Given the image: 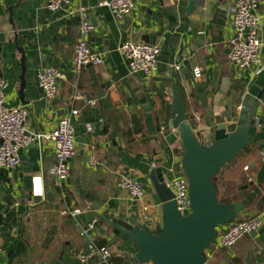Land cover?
<instances>
[{
    "label": "crops",
    "instance_id": "crops-1",
    "mask_svg": "<svg viewBox=\"0 0 264 264\" xmlns=\"http://www.w3.org/2000/svg\"><path fill=\"white\" fill-rule=\"evenodd\" d=\"M234 1L134 0L131 19L121 22L109 8L99 5L100 0H74L75 9L88 10L96 27L89 43L104 58L102 66L86 68L76 76L72 62L80 38V16H68L67 9L51 12L47 0H0V78L9 83L6 96L11 106L23 105L21 55L15 42L28 54L27 133H48L63 116L79 111L72 119L78 154L70 162L62 188L50 175L55 155L49 147H26L19 168H0V264H79L78 256L87 251L90 240L111 252L110 264H135L134 243L99 217L136 219L149 234L160 232L162 210L152 193L150 169H161L168 179L183 176V145L169 128L172 84L168 80L174 49L177 71L172 77L187 118L203 143L211 140L219 124L237 123L246 97L262 95L250 133L252 144L228 165L239 170L238 178L230 180L240 181L227 192L231 200L225 204L244 202L247 209L237 219L259 216L263 227L230 250L212 246L206 264H264V68L240 71L230 61ZM259 1L264 41V0ZM191 2L194 8L189 12ZM175 27L167 46L166 37ZM128 41L162 45L154 80L129 70L120 50ZM262 57L264 64V49ZM47 67L67 75L54 102H48L43 93H33L39 89L38 72ZM79 93L95 100L96 106L76 101ZM122 175L144 186V201H134L118 188ZM41 186L44 198L38 193ZM90 196L101 210L94 212L97 223L89 239L81 236V230L92 223ZM74 209L85 210L78 216L81 226L69 215Z\"/></svg>",
    "mask_w": 264,
    "mask_h": 264
},
{
    "label": "built area",
    "instance_id": "built-area-1",
    "mask_svg": "<svg viewBox=\"0 0 264 264\" xmlns=\"http://www.w3.org/2000/svg\"><path fill=\"white\" fill-rule=\"evenodd\" d=\"M73 1L47 0V9L51 12L67 9L68 16H80V38L74 47L72 62L73 73L79 76L86 68L102 66L104 58L90 46L89 37L96 31V27L90 20L88 10L75 9ZM259 2V0H235L230 10L233 35L228 41L229 58L240 71L257 72L264 68L263 19L259 14ZM99 5L109 8L115 18L121 22L130 20L135 11L134 0H100ZM120 50L132 73L143 75L147 81L154 80L159 70L162 45L128 41L121 46ZM37 79L38 86L42 89L47 101L54 102L60 95L61 84L67 79V75L59 69L47 67L38 72ZM8 87L9 83L0 78V168L8 170L19 168L22 164L21 151L31 143L49 147L55 155V165L50 175L56 179V185L62 188V183L70 174V162L78 154L72 119L79 115V111L75 109L71 114L63 116L57 127L48 133L28 135L27 106H11L6 96ZM75 100L86 101L92 107L97 104L95 100L88 99L81 93L75 96ZM89 163L92 167L96 166L94 159H91ZM248 169L249 167H246L244 171ZM167 186L174 194V201L180 214L190 212L191 200L187 178L183 175L168 179ZM118 188L126 192L134 201L142 202L147 197L144 186L130 175L120 177ZM38 193L44 198L45 189L42 186L39 187ZM85 210L74 209L69 212L78 226H81L78 216ZM96 223L94 221L87 229H82L81 236L89 238V233L95 230ZM262 227L263 221L259 216L247 220L237 219L219 228L217 240L212 246H215L217 250H230L246 236L258 232ZM111 259V252L106 247L96 245L93 240L89 241L87 251L78 256L79 264H110Z\"/></svg>",
    "mask_w": 264,
    "mask_h": 264
},
{
    "label": "water",
    "instance_id": "water-1",
    "mask_svg": "<svg viewBox=\"0 0 264 264\" xmlns=\"http://www.w3.org/2000/svg\"><path fill=\"white\" fill-rule=\"evenodd\" d=\"M194 8V2L189 5V12ZM178 27V26H177ZM173 28L167 35V43L175 33ZM148 41H146L147 43ZM16 49L21 55L20 66L22 69V85L20 98L24 106L26 96V75L28 54L25 49ZM176 50L171 57V84L172 120L170 130L183 145L182 172L189 182V195L191 211L180 214L174 201V194L167 186L168 178L161 169H150L148 176L154 193L161 204L162 225L157 235H152L137 225L136 219L127 222L120 218L107 219L100 216L99 220L115 230L122 238L130 239L136 246L137 253L133 258L135 264H206L207 251L216 242L219 228L227 226L237 220L246 209L244 202L224 204L218 198L217 179L222 170L233 163L242 151L252 144L250 133L256 125V117L261 106L262 95L257 99L246 97L243 101L237 123L227 125L221 123L207 143H203L195 132L186 115L183 97L176 88L174 74L176 70ZM37 67L38 61L33 62ZM141 77L143 75L140 74ZM38 81V79H36ZM33 93H43L42 89ZM29 135V133H28ZM31 143L27 149L34 147ZM92 211L88 214L91 222L96 219L95 211H100L101 206L95 203L94 197H87Z\"/></svg>",
    "mask_w": 264,
    "mask_h": 264
},
{
    "label": "rangeland",
    "instance_id": "rangeland-1",
    "mask_svg": "<svg viewBox=\"0 0 264 264\" xmlns=\"http://www.w3.org/2000/svg\"><path fill=\"white\" fill-rule=\"evenodd\" d=\"M239 176V170L234 165L227 166L217 179V186H218V198L221 202H228L230 201V197H228L227 192H231L237 181H231L230 179H236Z\"/></svg>",
    "mask_w": 264,
    "mask_h": 264
},
{
    "label": "trees",
    "instance_id": "trees-1",
    "mask_svg": "<svg viewBox=\"0 0 264 264\" xmlns=\"http://www.w3.org/2000/svg\"><path fill=\"white\" fill-rule=\"evenodd\" d=\"M219 201H220V200H219ZM220 202H221V201H220ZM221 203H224V204H225L226 202H221ZM97 225H98V224H97Z\"/></svg>",
    "mask_w": 264,
    "mask_h": 264
}]
</instances>
